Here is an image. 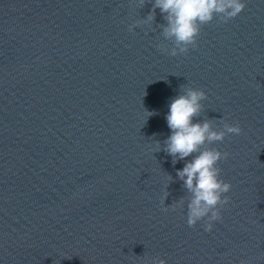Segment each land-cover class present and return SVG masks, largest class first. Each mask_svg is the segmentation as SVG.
<instances>
[{
	"label": "water",
	"instance_id": "water-1",
	"mask_svg": "<svg viewBox=\"0 0 264 264\" xmlns=\"http://www.w3.org/2000/svg\"><path fill=\"white\" fill-rule=\"evenodd\" d=\"M245 4L182 52L155 0H0V264H264V0ZM188 89L230 185L194 224L177 172L199 151H166Z\"/></svg>",
	"mask_w": 264,
	"mask_h": 264
},
{
	"label": "clouds",
	"instance_id": "clouds-1",
	"mask_svg": "<svg viewBox=\"0 0 264 264\" xmlns=\"http://www.w3.org/2000/svg\"><path fill=\"white\" fill-rule=\"evenodd\" d=\"M154 6L167 14L165 34L173 36L183 52L188 44L195 46L199 24L210 21L214 13L237 16L246 4L245 0H155ZM149 19H152L151 15ZM172 54H176L175 49ZM204 96L203 91L188 89L169 104L166 121L171 134L166 140V151L173 157L178 155L184 159L199 151L206 141L223 139L225 133L212 130L209 122L193 123V117L201 110L200 100ZM226 129L237 134L241 131L238 125H226ZM220 156V152L211 149L199 151V155L177 172L185 186L194 193L190 204V224L214 207L220 201V194L230 187L218 179L219 169L215 165ZM215 215L213 213V218Z\"/></svg>",
	"mask_w": 264,
	"mask_h": 264
}]
</instances>
